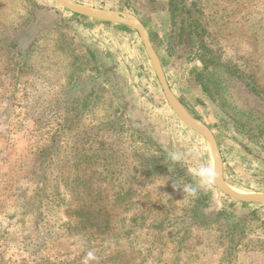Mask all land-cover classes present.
Returning a JSON list of instances; mask_svg holds the SVG:
<instances>
[{"label": "rangeland", "instance_id": "1", "mask_svg": "<svg viewBox=\"0 0 264 264\" xmlns=\"http://www.w3.org/2000/svg\"><path fill=\"white\" fill-rule=\"evenodd\" d=\"M75 1L141 19L228 184L264 192V0H176L175 17L171 0ZM188 149L213 163L137 31L55 0H0V264H81L88 250L99 264H264V206L215 182L173 187L193 183L190 162L168 170Z\"/></svg>", "mask_w": 264, "mask_h": 264}, {"label": "water", "instance_id": "2", "mask_svg": "<svg viewBox=\"0 0 264 264\" xmlns=\"http://www.w3.org/2000/svg\"><path fill=\"white\" fill-rule=\"evenodd\" d=\"M55 1L77 14L95 20L120 24L137 31V33L140 35L142 39L145 52L149 57L152 68L158 78L164 96L168 104L170 105L171 109L188 128L201 135L207 141L213 156V163L214 164L217 163L220 166L221 173L219 178L215 182L217 188L224 194L238 201L264 206V192H250V193L248 192L245 194L240 192L238 193L234 190V188L230 184H228L225 177L224 159L215 134L206 124H204L202 121L194 117L186 109V107L182 104L180 99L176 96V94L172 90L167 75L165 73L164 67L162 65L161 59L150 38V33L140 18L129 12L94 7V6L82 4L75 0H55Z\"/></svg>", "mask_w": 264, "mask_h": 264}, {"label": "clouds", "instance_id": "3", "mask_svg": "<svg viewBox=\"0 0 264 264\" xmlns=\"http://www.w3.org/2000/svg\"><path fill=\"white\" fill-rule=\"evenodd\" d=\"M168 170L172 172L176 165L191 163L189 175L192 177L193 183L185 184L173 181V187L182 189L186 194L196 195L200 190L212 185L220 176L221 168L215 163L201 161L199 152L196 149H188L186 151H172L167 157ZM163 184L172 177H164ZM162 184V185H163ZM81 264H99V257L94 250H88L82 257Z\"/></svg>", "mask_w": 264, "mask_h": 264}, {"label": "trees", "instance_id": "4", "mask_svg": "<svg viewBox=\"0 0 264 264\" xmlns=\"http://www.w3.org/2000/svg\"><path fill=\"white\" fill-rule=\"evenodd\" d=\"M175 1H176V0H171V1H170V10H171V16H172V17H175V12H176V10L178 11L177 8H179V7L177 6V4L175 3ZM179 13H180V12H179ZM179 13H178V14H179ZM178 14H177V15H178ZM181 15H182L181 17H183L184 14L181 13ZM179 16H180V15H179ZM189 18H190V17L188 16V19H189ZM172 21H173L174 23H180V24L182 23L181 25L184 26V25H183V20H182L180 17H178V19H175V18L173 19V18H172ZM190 23H191V22H190ZM193 23H195L194 20L192 21V24H193ZM190 27H191V26H190ZM177 29H179V31H178V36H179V37L182 35V34H180L181 32L187 30V29L184 28V27H177ZM177 29H176V30H177ZM188 29H189V28H188ZM195 29H196L195 27H192V29L189 30V33L192 34L193 32H195ZM197 35H200V32H199V31H197Z\"/></svg>", "mask_w": 264, "mask_h": 264}, {"label": "bare ground", "instance_id": "5", "mask_svg": "<svg viewBox=\"0 0 264 264\" xmlns=\"http://www.w3.org/2000/svg\"><path fill=\"white\" fill-rule=\"evenodd\" d=\"M233 188H234V187H233ZM234 190H235L236 192H238V193H239V192H240V193H244V194L247 193V192H245V191H241V190L236 189V188H234ZM248 192H249V191H248Z\"/></svg>", "mask_w": 264, "mask_h": 264}]
</instances>
